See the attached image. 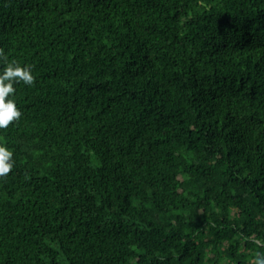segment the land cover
<instances>
[{"label": "trees", "instance_id": "trees-1", "mask_svg": "<svg viewBox=\"0 0 264 264\" xmlns=\"http://www.w3.org/2000/svg\"><path fill=\"white\" fill-rule=\"evenodd\" d=\"M0 264L264 253V0H0Z\"/></svg>", "mask_w": 264, "mask_h": 264}, {"label": "clouds", "instance_id": "clouds-1", "mask_svg": "<svg viewBox=\"0 0 264 264\" xmlns=\"http://www.w3.org/2000/svg\"><path fill=\"white\" fill-rule=\"evenodd\" d=\"M0 58H3L2 50H0ZM34 79L31 65H22L16 60H5L3 68L0 69V129L7 128L11 122L19 120L22 115L13 98L14 84L22 81L31 86ZM14 164L13 151L6 142L0 140V176L8 174ZM253 264H264V253L257 252Z\"/></svg>", "mask_w": 264, "mask_h": 264}]
</instances>
